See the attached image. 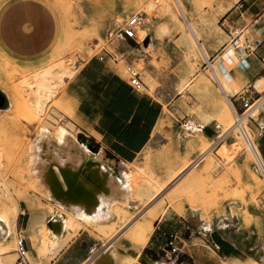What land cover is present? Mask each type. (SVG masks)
Segmentation results:
<instances>
[{"label":"rangeland","instance_id":"obj_1","mask_svg":"<svg viewBox=\"0 0 264 264\" xmlns=\"http://www.w3.org/2000/svg\"><path fill=\"white\" fill-rule=\"evenodd\" d=\"M216 2L0 0V89L7 92L11 99L7 108H0V264H7L4 259L6 254L17 252L18 236V215L14 219L5 213L10 195L4 194L2 185H7L11 196L17 199L19 212L26 206L41 205L42 198L48 197L49 184L40 179L38 170L36 172L40 139L48 136L52 141H60L68 134L82 142L63 104L65 86L88 58L108 45L101 38L98 28L107 24L117 29V35H121L125 21L140 10L146 12L144 24L149 20L156 21L160 24V35H171L173 38L169 45L176 41L171 46L173 53L184 51L181 61L186 75L180 83L178 100L166 103L164 115L150 143L134 162L126 165L130 186L127 183L126 192L120 197L129 196L132 187L131 197L146 202L147 194L141 188L151 181L170 183L165 193L149 209L146 210V207L133 217L125 210L118 211L120 221L115 225L120 228L122 239L142 242L135 226L143 224L139 219L146 211L152 216L162 207L172 214H182L186 207H198L204 210L206 218L212 212L217 213L216 226L241 248V261L227 259L223 264H264V177L257 169L254 154L242 134L233 129L234 113L229 101L222 97L224 90L215 75L218 58L211 62L206 47L201 44L202 34L208 37L213 36L216 30L223 32L218 26ZM195 19L203 32L195 26ZM189 23L194 27L195 34L189 31ZM138 34L140 39L146 36L143 25ZM229 39L226 35V40ZM110 49L127 69L124 56L116 53L112 46ZM154 63L157 64L155 60ZM137 68L153 89L156 81L142 64H137ZM44 72L50 76L52 94L46 95L37 89L36 76ZM72 72L69 77L68 73ZM220 78L226 81L222 72ZM199 80H202L201 84H197ZM37 90L41 94H36ZM208 108L213 110L212 115L221 124L223 134L214 142L202 141L197 155L178 157L170 146L174 126L188 111L201 113ZM204 116L210 117L208 114ZM251 119L248 120V128L263 154ZM84 153L112 162L102 153L98 157L88 146L84 148ZM187 164H190L189 167L181 173L177 182V177L170 178L175 170ZM132 221L134 223L131 225ZM114 230L115 227L111 232ZM195 241L196 244L203 243L198 239ZM119 251L123 253L125 250L120 248ZM152 253L156 255L154 251ZM161 255L164 256V253ZM104 260L105 264H114V256L108 248L100 249L86 264H102ZM29 262L33 264L30 252L27 259L19 264ZM8 264H18V258L11 259Z\"/></svg>","mask_w":264,"mask_h":264},{"label":"crops","instance_id":"obj_2","mask_svg":"<svg viewBox=\"0 0 264 264\" xmlns=\"http://www.w3.org/2000/svg\"><path fill=\"white\" fill-rule=\"evenodd\" d=\"M215 9L219 12L218 26L223 32L214 29L213 36L204 37L202 34L201 44L206 47L211 62L214 63L219 57L223 60L222 75L229 86L222 92L224 99L230 98L237 110L242 109V97L250 101L263 99L251 123L264 156V0H217ZM159 26L154 20L143 24L147 39L142 44L132 43L117 35V29L107 24L99 27V34L108 45L88 58L63 91V104L70 121L77 128V135L92 152L97 155L102 153L112 160L110 164L116 173L124 171L128 174L126 165L134 162L150 143L162 120L166 103L178 100L181 94L180 83L186 75L181 61L184 51L177 50L174 54L171 46L176 41L169 45L173 38L171 35L161 36ZM195 26L203 32L196 19ZM239 29L243 30L247 40L260 41L255 50L236 51L228 48L226 44ZM226 35L230 37L228 41ZM110 46L124 56L127 65L137 67V64H142L156 81L154 88L141 74L144 88L135 89ZM212 114L213 110L208 108L201 113L192 110L181 116L170 140L175 155L180 158L197 155L202 141L214 142L221 137L222 126ZM90 145L97 150L91 149ZM239 169L242 173L241 167ZM130 191L126 197H106L109 200L106 201L107 205H101L105 202L99 198L95 205L89 204L90 210H84L89 215L94 210V213L103 211L106 212L104 216H78L70 224L65 204L54 198L48 187L49 195L42 198V204H35L31 208L26 206L17 218L18 235L25 237L33 264H86L103 248L110 249L114 264H223L227 259L241 261V248L216 226L217 213L212 212L206 218L204 210L198 207H186L182 214H172L168 210L154 219L146 211L140 214L139 220L152 224L147 241L122 239V232L115 225L120 221L118 211L125 210L133 217L148 205L131 197L132 187ZM113 227L115 230L111 232ZM10 234L12 238V232ZM196 239L203 243L196 244ZM172 240L176 243L177 251L171 248ZM120 248L125 251L117 252ZM13 258L19 259L18 252L4 256L7 264Z\"/></svg>","mask_w":264,"mask_h":264},{"label":"bare ground","instance_id":"obj_3","mask_svg":"<svg viewBox=\"0 0 264 264\" xmlns=\"http://www.w3.org/2000/svg\"><path fill=\"white\" fill-rule=\"evenodd\" d=\"M179 4L180 7H182V4L181 3ZM188 28L191 33L195 32V29L192 26V24L190 25L189 23ZM162 31L165 32V29H162ZM130 41L134 43V40H130ZM230 49L234 50L232 49V47H230ZM221 61L223 60H221L220 57L216 61L217 69L215 70V75L219 79V82L221 83L223 90L226 91V88L228 89L229 87L228 83L226 81L225 82L222 81L220 78V74L222 72ZM73 73L74 72L68 73V76L69 77L72 76ZM49 77L50 76H48L47 72H44L43 74L36 76V81L38 83L37 89L42 90L43 93L44 92L46 93V95L53 93V88H51L52 86H50ZM201 83L202 80H199L197 82V84H201ZM38 90L36 91V94L37 93L41 94ZM6 93L7 92L2 91V89H0L1 109L7 108L10 104V100H11L10 95L8 94L9 95L8 96ZM39 103L40 102H38V104ZM229 104L231 111L235 114L234 108L231 105L230 101ZM232 124H233L232 126L234 127L233 129L235 130L236 129L235 125L234 123ZM38 144L40 150L38 151L39 156L36 154L39 157V159H37L39 160V162L36 161L38 163L37 164L38 169L36 168V172L38 170V173L41 176L40 179L46 181L49 184L52 196L57 200L62 201L65 204L63 205L65 206V211H66V215H68L69 223H74L78 216L87 217V218L88 217L99 218L104 216L106 212L102 213L103 211L102 212L97 211L98 213L97 212L94 213L95 210L94 212L91 211L90 214L91 216H90L88 213L86 214L85 213L86 211L84 210L89 207V204L90 206L91 204L95 205L97 199L99 198L104 199L103 201L105 202V203L103 202L100 203L101 205L102 204L107 205L106 201L108 200L107 199L108 197L122 196L123 193L126 192V188H127L126 185L128 183V174H126L125 172H122L121 174L116 173L115 169L110 164V161H105L100 159L99 156H101V153L97 155L99 158H92L91 156H87L86 153H84V148L87 146V144L79 141L75 136L65 134L64 139L60 141L58 140L52 141L49 139L48 136L47 137L43 136ZM236 147L235 149H237ZM204 151L205 150L203 149V152ZM189 165L190 164L183 166L178 171L175 170L174 173H172L173 175L172 174L170 175L171 176L170 178L173 177L174 179L177 177L176 180L177 182L178 178H180L181 173H183V171H185V169H187ZM168 183L170 182L151 181L143 188H141V191L143 190L147 194L146 202L148 203V206L147 205L145 206L147 207L146 210L149 209V207H151V205L155 203V201L159 199L161 195H163V193H165V189H167ZM97 185L99 187H97ZM2 190L5 195H10L6 205L5 213H8L10 216H12L15 219L19 212L18 201L17 199L11 196L10 189L7 185H2ZM90 209L91 208H88V210ZM98 209L100 211L102 210L101 208ZM164 210L161 207L160 209L157 210L156 213L152 214V216L150 215V217L154 219L157 216H159L158 212L161 211L163 213ZM92 213H94L93 216ZM9 215H6V218H9L8 217ZM135 228L142 242H146L151 234L152 224L150 222L147 224L143 223L142 225H137V227L135 226ZM101 263L105 264L106 262L104 260Z\"/></svg>","mask_w":264,"mask_h":264},{"label":"built area","instance_id":"obj_4","mask_svg":"<svg viewBox=\"0 0 264 264\" xmlns=\"http://www.w3.org/2000/svg\"><path fill=\"white\" fill-rule=\"evenodd\" d=\"M145 11L140 10L134 13L131 17H129L122 29L120 30L121 35L125 39L134 40L139 44V40L141 44L145 41L146 36L140 39L138 34V30L141 29L142 25L144 24V16ZM260 44L259 40L249 41L244 36V32L242 29L236 30L235 33L232 35L231 39L226 44L229 47L236 51H252L255 50L258 45ZM127 73L129 74L130 83L132 86L137 89L141 90L144 88V82L141 78V72L137 67L132 64L127 65L126 69ZM231 105L234 108V125L236 130H238L247 146L251 149L254 154L255 162L257 165V169L264 177V156L260 152L257 143L252 135V132L249 130L248 120L253 117L254 112L259 109V107L263 104V99H256L254 101H250L246 97H242V109L237 110L230 98H228ZM17 245V252L19 254L18 264L23 263L27 259L28 249L26 248L25 244V237L23 235H18L16 240ZM170 245L173 251H177L178 248L174 240L170 241Z\"/></svg>","mask_w":264,"mask_h":264},{"label":"water","instance_id":"obj_5","mask_svg":"<svg viewBox=\"0 0 264 264\" xmlns=\"http://www.w3.org/2000/svg\"><path fill=\"white\" fill-rule=\"evenodd\" d=\"M91 149H93V150H97V148L96 147H94V146H89Z\"/></svg>","mask_w":264,"mask_h":264}]
</instances>
